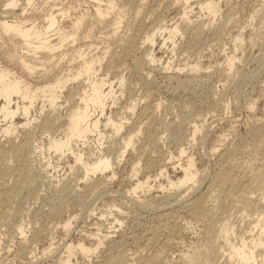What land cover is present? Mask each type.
<instances>
[{
	"label": "rangeland",
	"instance_id": "1",
	"mask_svg": "<svg viewBox=\"0 0 264 264\" xmlns=\"http://www.w3.org/2000/svg\"><path fill=\"white\" fill-rule=\"evenodd\" d=\"M37 1L36 7L28 6L27 11H33L27 17L70 10L63 22L66 30L77 16L83 17L81 27L72 29L77 41H66L63 49L51 53L56 62H38L40 68L59 70L49 72L48 78L61 70L77 74L86 57L97 59L100 72L95 79L114 82L117 103L108 104L102 118L107 134L102 147H97L95 134L88 144L75 145L76 150L92 152L91 157L111 154L114 174L110 170L86 178L71 152L60 156L46 146L49 134L65 136L69 114L79 100L76 86L82 80L86 86L87 76L68 82L64 95L72 90L69 99L63 97L55 106L48 100L36 102L31 111L36 120L15 134L5 136L6 121H1L0 264H67L66 241L74 246L71 264H139L154 254L173 261L208 240L204 229L219 232L221 219L229 216L228 226L235 228L232 240L239 242L243 235L249 239V230L264 211V0H214L210 6H200L208 0H113L110 16L101 19L95 0L81 5L77 0ZM108 3L104 0L103 8ZM184 8L188 16H182ZM115 17L123 20L114 31ZM176 22V44H163L158 26ZM154 31L157 41L151 46L146 34ZM52 38L60 42L58 36ZM10 48L0 36L2 64L41 82L7 55ZM79 49L86 56L80 58ZM134 100L139 102L129 110ZM108 114L123 118V134L136 133L121 157L124 140L104 124ZM16 120L26 118L17 115ZM37 143L46 149L31 152ZM190 157L196 164L192 169L198 170L196 180L170 188V179L184 176ZM138 182L142 188L133 191ZM68 220L71 225L65 227ZM95 232L107 235L97 249ZM216 238L224 244L223 235ZM80 242L95 250L83 253ZM195 259L202 263L201 254Z\"/></svg>",
	"mask_w": 264,
	"mask_h": 264
},
{
	"label": "bare ground",
	"instance_id": "2",
	"mask_svg": "<svg viewBox=\"0 0 264 264\" xmlns=\"http://www.w3.org/2000/svg\"><path fill=\"white\" fill-rule=\"evenodd\" d=\"M81 1L83 3H88V4L90 1L93 2V0H77L79 5L82 4ZM95 1L96 2H93V6L97 13V17L101 19L110 16L112 9H114L115 7L114 1L108 0L109 3L107 8H103L102 2H104V0H95ZM187 1L190 2V0ZM37 3H38L37 0H0V36L6 38V42H8L11 47L10 50L7 51V55H9L11 59L21 67L23 72L27 71L28 74L31 76L34 75L39 76L38 79L42 80L41 82L34 83L30 81L27 77H25L23 74L15 70L13 67H10L9 65H4L0 61V122L6 121V123L4 122V124L2 125V133L5 136H10L13 133L15 134L19 127H26L29 124H32V122L36 120V118H34V116L31 115V111L32 108L35 106L36 102L42 99L48 100L50 102V106L52 105L55 106L58 104L59 101L63 100L62 99L63 97H67V99H69V94L72 93V90L71 91L69 90L67 95H64L65 90H67L68 82H70L71 80H79L81 79L82 76H84L83 78L87 76L86 86L83 80L80 82V84L76 86L75 94L79 96L78 97L79 100L76 102V108L73 109L69 114V123L65 131V136H58V138H56V136H52V138H50V134H49V140L46 146H48L50 150L53 149L54 152H56L60 156L66 154V152L68 153L71 152L74 155L75 162L82 164L86 178L90 177L91 175H95L98 173H105L110 170H112L114 174V170H113L114 159L111 156V154H106V155L101 154L99 156L97 155L96 157H91L93 155L92 152L86 151L83 147H78L77 150L75 149V145L76 146L78 145L77 141L82 142V145L84 146L85 144H88L90 142L89 139L91 138V135L94 134L96 135V141L98 143L97 147L98 148L102 147L104 143V139L107 137L106 132L102 129V122H103L102 118L103 116L106 115V107L109 106L108 104L112 106L113 104L117 103V98L115 97L116 88H114L113 85L114 82H112V80H110V82H112L110 83L108 82V80L105 81V80H98V78L95 79V77L98 76V72H100V68H98V70L96 68L97 59L86 58V57H83L82 66H80L81 69L78 70L77 74H74L72 76L70 74V70L68 71L61 70V74L56 73L52 78H48L49 72L50 74H52L51 72L53 70H54L53 72H58L59 70L53 68L50 70L40 68L38 66V62H42L44 64L50 58H52V62H56L55 60L56 57L50 54L56 53L57 51L63 49L66 41L69 40L77 41V36H76L77 33L75 31L73 32L72 29L74 28L78 29L81 27L80 24L83 20V17L77 16L76 20L72 22L73 27L71 29L66 30L63 25V22H64V18L67 17L68 14H70V10L67 11L66 9H61L58 10L57 12H55V10L53 11L51 10L49 12H46L44 14V17L42 18H36L34 16L27 17L26 13L29 11L31 13L33 11V10L27 11L28 6L36 7ZM206 4L210 6V4H214V0L211 1L208 0V2H204V4H200V6H206ZM54 6H56V4H54ZM21 7H23L24 10L22 9V11L19 12ZM188 10H190V8H188ZM208 10H210V8H208ZM182 16H188V12L186 11V8H184V12H182ZM122 20H123L122 17H115L114 21L113 22L111 21L112 22L111 28L114 31L117 30L120 27ZM158 28L162 30V36H163L162 39L164 40V42L162 43L166 44L168 43L167 40H174V36H176V33L180 32V23L179 22L171 23V24L166 23L163 24L162 28H160V26H158ZM158 28H156V30H158ZM155 34L156 31H154V33L149 35L146 34V38H148L149 40L148 42L150 43L151 46L157 41L155 38L156 37ZM53 35L58 36L60 38L59 43L53 42V38H52ZM174 44H176V40H174ZM174 44H172V46H174ZM172 51H176V50H172ZM83 52L84 51L80 49L77 50V53L78 55H80V58H82V56H86V52H84V54ZM150 56H152V52H150ZM98 60H100V58H98ZM234 60H230V62H234ZM152 62H154V60H152ZM230 68H232V64H230ZM133 102L134 103L132 106H128L129 110H133L139 101L134 100ZM45 106L46 104H44L42 108H44ZM42 108H40V110L41 112H44ZM17 115H21L23 118H26V120H24V122L19 123V121L16 120ZM104 124L108 127H111L114 133L121 134V137L124 140L123 147L126 148H123L122 149L123 151L118 156L119 157L123 156V154L128 149V147L131 144H133V139L136 136V133L128 132L126 135L123 134V128L125 126V122L123 121V118L117 119L112 114L111 115L108 114L107 120L106 122H104ZM106 126H104V128H106ZM196 130L197 128L195 129V131ZM110 133L112 134V132ZM32 146H31L32 147L31 152H35V151L37 152L42 148H45L44 144H39V143ZM185 152L186 149L183 148L181 150V153L183 154ZM188 161H189L188 166H184V171H185L184 176L178 178L177 181L171 179L169 180V185L171 186L170 188L175 187L179 189L185 186L186 184H188L189 182L191 181L194 182L196 180L198 170L192 169L194 168V166H196L195 160L194 158L190 157ZM138 163H136L133 167L135 171H137L138 169L137 168ZM48 165H52V164L48 162ZM251 166L252 165H250V167ZM250 167H248L249 171H250ZM140 182H142V180H140ZM140 182H138L136 186L132 187L133 191L138 190V188H142ZM146 182L148 181L146 180ZM146 182H144V184H146ZM161 187L166 188L167 186L163 185ZM259 187L261 188V185H259ZM200 188H202V186ZM180 196L177 197L180 198ZM185 196L184 198H186ZM175 199L177 198H174V202ZM220 200L221 199H219V201ZM226 201L227 198L224 199V201L221 200V203L223 204V202L225 203ZM230 202L231 200L229 201V203ZM215 205L212 206L213 209H217L214 208ZM207 209H208L207 212H210L211 210L210 207ZM224 209H226V207H224ZM228 209L230 208H227V210ZM234 209H231V213L234 212ZM218 211L221 212V209ZM225 213H227V211H225ZM259 213H260V218L258 222H254L253 223L254 226H252L251 229L249 230L250 232L249 239L247 238L246 235H243L241 236L239 242L238 241L234 242L232 240V234L235 231V228L233 225L228 226L230 223V219H229L230 216L224 217L223 219H221L222 223L220 225L221 227L219 228V232H213L212 234L210 232L212 227H209L206 230L204 229L203 232L207 235L208 240L201 241L200 243L194 245L186 253L180 252V255H177L179 257L178 259L176 258L177 260L173 259L172 261L168 257L162 256L161 254H154L150 258L139 261L140 262L139 264H264V211H260ZM228 215L226 214V216ZM222 216L224 215L222 214ZM115 219L117 221L118 220L120 221V219L117 216ZM70 225H71L70 220H68L64 224L65 227L66 226L70 227ZM242 226L246 228L245 221ZM145 229L148 230V228ZM20 230L21 233H24L25 231L24 227L22 226H20ZM146 233H148V231L145 232V234ZM92 234H94V232ZM219 234L223 235V237L225 238L224 244H218L216 242L218 238V237L216 238V236H218ZM95 236H96L95 238H98L99 241L98 244L94 246V248L97 249L100 243L101 242L103 243V240L107 237V235L106 234L103 235L95 232ZM65 246H66L65 252H67V264H71L70 258L73 253L74 246L72 243L70 242L68 243L67 241L65 242ZM78 246L85 254H88L90 251L93 250L91 246H87L84 242H80ZM199 248L200 250H198ZM196 254L198 255L201 254L203 259L202 263H197V260L195 259ZM221 257H223V259Z\"/></svg>",
	"mask_w": 264,
	"mask_h": 264
}]
</instances>
